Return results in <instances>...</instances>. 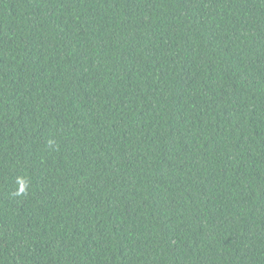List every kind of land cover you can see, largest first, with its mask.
I'll list each match as a JSON object with an SVG mask.
<instances>
[{"label": "trees", "instance_id": "1", "mask_svg": "<svg viewBox=\"0 0 264 264\" xmlns=\"http://www.w3.org/2000/svg\"><path fill=\"white\" fill-rule=\"evenodd\" d=\"M0 264H264V0H0Z\"/></svg>", "mask_w": 264, "mask_h": 264}]
</instances>
